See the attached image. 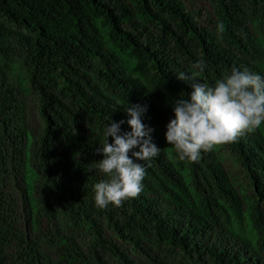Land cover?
I'll return each instance as SVG.
<instances>
[{
	"label": "trees",
	"instance_id": "1",
	"mask_svg": "<svg viewBox=\"0 0 264 264\" xmlns=\"http://www.w3.org/2000/svg\"><path fill=\"white\" fill-rule=\"evenodd\" d=\"M187 1L0 0V264H264V126L192 163L165 141L193 83L264 75V0ZM129 103L160 153L100 210L96 149Z\"/></svg>",
	"mask_w": 264,
	"mask_h": 264
},
{
	"label": "clouds",
	"instance_id": "2",
	"mask_svg": "<svg viewBox=\"0 0 264 264\" xmlns=\"http://www.w3.org/2000/svg\"><path fill=\"white\" fill-rule=\"evenodd\" d=\"M205 67L204 60L194 61L190 75L180 71L177 78L197 81ZM191 87L190 94L181 92L172 102L174 118L166 124L165 141L180 161L197 162L202 152L264 126V75L233 67L211 85L199 79ZM123 109L126 121L111 119L96 149L102 159L94 170L105 177L93 185L94 206L100 210L136 197L146 174L144 164L160 153L154 129L143 123L148 106L129 103ZM125 123L130 130L122 131Z\"/></svg>",
	"mask_w": 264,
	"mask_h": 264
},
{
	"label": "rangeland",
	"instance_id": "3",
	"mask_svg": "<svg viewBox=\"0 0 264 264\" xmlns=\"http://www.w3.org/2000/svg\"><path fill=\"white\" fill-rule=\"evenodd\" d=\"M187 2H190L191 4H197V8L198 9L202 8V11H205L206 8H210L211 7L210 5L212 4V0H188ZM203 7H205V9ZM234 171H235V173H237V177L239 179H241V181H242V177L240 174H238V171H236V169ZM233 229L235 231H239V226L237 224H234ZM245 234L249 235L252 238H255V232H254L253 228L250 226V224L248 227H246Z\"/></svg>",
	"mask_w": 264,
	"mask_h": 264
}]
</instances>
